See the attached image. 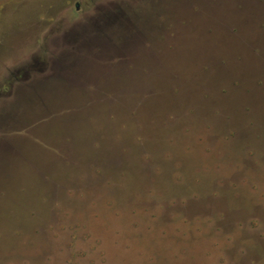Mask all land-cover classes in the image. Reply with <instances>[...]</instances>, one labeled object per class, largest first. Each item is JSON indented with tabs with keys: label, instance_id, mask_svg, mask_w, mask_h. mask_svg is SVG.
Returning a JSON list of instances; mask_svg holds the SVG:
<instances>
[{
	"label": "rangeland",
	"instance_id": "obj_1",
	"mask_svg": "<svg viewBox=\"0 0 264 264\" xmlns=\"http://www.w3.org/2000/svg\"><path fill=\"white\" fill-rule=\"evenodd\" d=\"M0 264H264V0H0Z\"/></svg>",
	"mask_w": 264,
	"mask_h": 264
},
{
	"label": "flooded vegetation",
	"instance_id": "obj_2",
	"mask_svg": "<svg viewBox=\"0 0 264 264\" xmlns=\"http://www.w3.org/2000/svg\"><path fill=\"white\" fill-rule=\"evenodd\" d=\"M75 7H76V9L79 7L78 3H76ZM46 79H47L46 77L37 76V77H33L30 80L26 79L27 81H24V83H21L22 81H20V83H18L16 88L12 91L11 96H14L16 93L17 94L20 93L21 89H22V91H24V90H27V88H30L31 86L43 89L44 95L48 94L50 92L49 89H48V91H44L47 88L46 85L48 84ZM17 81H18V79H17ZM48 86H49V84H48Z\"/></svg>",
	"mask_w": 264,
	"mask_h": 264
},
{
	"label": "crops",
	"instance_id": "obj_3",
	"mask_svg": "<svg viewBox=\"0 0 264 264\" xmlns=\"http://www.w3.org/2000/svg\"><path fill=\"white\" fill-rule=\"evenodd\" d=\"M38 94H39V96L40 95H44L43 94V89H40V88H36V87H32L31 86L30 88H27V90H24V91H22V89H21V92L18 93V94L16 93L14 95V97H16V98H22V100H23L26 97H27V99L30 98L32 95L38 96Z\"/></svg>",
	"mask_w": 264,
	"mask_h": 264
}]
</instances>
